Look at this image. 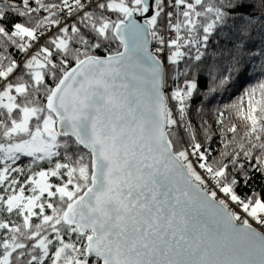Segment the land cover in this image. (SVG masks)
<instances>
[{
	"label": "snow or ice",
	"instance_id": "obj_1",
	"mask_svg": "<svg viewBox=\"0 0 264 264\" xmlns=\"http://www.w3.org/2000/svg\"><path fill=\"white\" fill-rule=\"evenodd\" d=\"M253 28L264 0H0V264H264V80L215 157L188 119Z\"/></svg>",
	"mask_w": 264,
	"mask_h": 264
},
{
	"label": "trees",
	"instance_id": "obj_2",
	"mask_svg": "<svg viewBox=\"0 0 264 264\" xmlns=\"http://www.w3.org/2000/svg\"><path fill=\"white\" fill-rule=\"evenodd\" d=\"M227 33L228 29L225 28L223 33H221L219 36H216L215 41H210V48L208 49V52L210 54V64L220 61L226 65L227 61L225 58H222L218 55L212 56L211 54L214 52H219L221 49H231L232 45L240 43V41L236 40L234 36L229 39ZM243 43L247 52L258 53L262 49H264V33H262L258 28H253L249 32V35L243 39ZM154 44L155 42L153 41V45ZM20 56H22V54H20ZM225 56H227V53L225 54ZM19 58L20 57H18V59ZM245 60V67L247 69L246 74L239 80V82L235 83L234 86L229 87L226 90H218L212 95H207V88L201 87L200 96H194L193 100L190 102L191 114L188 119L194 122L195 125H200L202 122H206L207 125L212 127L213 140L211 142V148L216 149V151L212 153L213 157H215L223 148V144L221 143V127L226 130L227 127L235 125L237 128L236 139H240L246 130L245 122L237 116L235 110L231 107V105L239 102L246 89L255 86L261 80H264V73H261L260 71L261 64H264V56L249 55L245 57ZM197 79L202 80L208 84L211 83V77L207 72H204L203 74L198 73ZM169 86H171V81H169ZM246 99L247 98L245 97V105ZM220 112H223L224 114L222 118L223 126H221L217 122L220 119ZM232 136V133H227L226 138L230 140L232 139ZM30 160L31 158L22 157L21 160L17 162V166H26L30 163ZM40 167L47 168L49 167V165L47 164V162H41ZM36 170H39V168H37ZM52 182L59 183L56 178H52ZM252 187L256 191H259L261 187H264V185L261 184L259 177H257L252 182ZM244 191L247 190L245 189ZM48 212L50 214V210H48ZM10 219L16 220V217L12 216L10 217ZM36 222H38V220Z\"/></svg>",
	"mask_w": 264,
	"mask_h": 264
}]
</instances>
